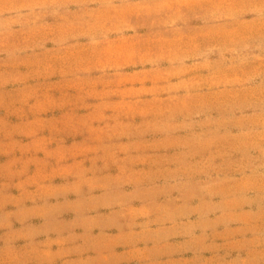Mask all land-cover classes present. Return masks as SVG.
Segmentation results:
<instances>
[{
  "label": "rangeland",
  "instance_id": "obj_1",
  "mask_svg": "<svg viewBox=\"0 0 264 264\" xmlns=\"http://www.w3.org/2000/svg\"><path fill=\"white\" fill-rule=\"evenodd\" d=\"M0 264H264V0H0Z\"/></svg>",
  "mask_w": 264,
  "mask_h": 264
}]
</instances>
